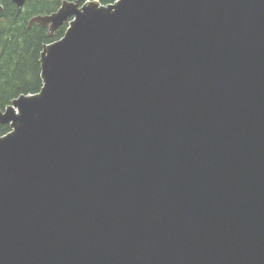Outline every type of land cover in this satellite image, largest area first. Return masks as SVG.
I'll use <instances>...</instances> for the list:
<instances>
[{
  "label": "water",
  "instance_id": "water-1",
  "mask_svg": "<svg viewBox=\"0 0 264 264\" xmlns=\"http://www.w3.org/2000/svg\"><path fill=\"white\" fill-rule=\"evenodd\" d=\"M34 25L66 30L0 110V264H264V0H64Z\"/></svg>",
  "mask_w": 264,
  "mask_h": 264
},
{
  "label": "trees",
  "instance_id": "trees-1",
  "mask_svg": "<svg viewBox=\"0 0 264 264\" xmlns=\"http://www.w3.org/2000/svg\"><path fill=\"white\" fill-rule=\"evenodd\" d=\"M63 0H27L21 10L10 2L0 10V110L19 95L35 94L41 88L39 57L45 44L59 40L66 30L61 27L53 37L46 28L28 27L30 19L55 12ZM75 1V0H67ZM102 4L116 0H98ZM10 131L0 127V136Z\"/></svg>",
  "mask_w": 264,
  "mask_h": 264
},
{
  "label": "bare ground",
  "instance_id": "bare-ground-1",
  "mask_svg": "<svg viewBox=\"0 0 264 264\" xmlns=\"http://www.w3.org/2000/svg\"><path fill=\"white\" fill-rule=\"evenodd\" d=\"M35 26V25H34ZM33 27V26H32ZM39 77H40V75H39ZM41 86H42V83H41ZM20 96V95H19Z\"/></svg>",
  "mask_w": 264,
  "mask_h": 264
},
{
  "label": "flooded vegetation",
  "instance_id": "flooded-vegetation-1",
  "mask_svg": "<svg viewBox=\"0 0 264 264\" xmlns=\"http://www.w3.org/2000/svg\"><path fill=\"white\" fill-rule=\"evenodd\" d=\"M64 1V0H63ZM62 2V1H61Z\"/></svg>",
  "mask_w": 264,
  "mask_h": 264
}]
</instances>
